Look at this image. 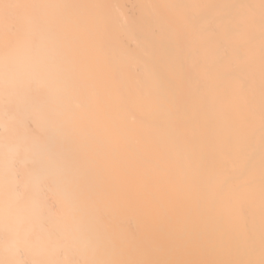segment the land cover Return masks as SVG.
<instances>
[{
	"label": "bare ground",
	"instance_id": "bare-ground-1",
	"mask_svg": "<svg viewBox=\"0 0 264 264\" xmlns=\"http://www.w3.org/2000/svg\"><path fill=\"white\" fill-rule=\"evenodd\" d=\"M0 264H264V0H0Z\"/></svg>",
	"mask_w": 264,
	"mask_h": 264
}]
</instances>
